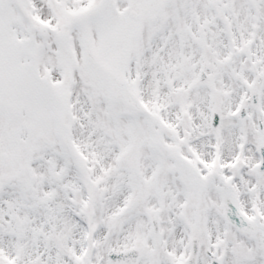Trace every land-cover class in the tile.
<instances>
[{
    "label": "snow or ice",
    "instance_id": "snow-or-ice-1",
    "mask_svg": "<svg viewBox=\"0 0 264 264\" xmlns=\"http://www.w3.org/2000/svg\"><path fill=\"white\" fill-rule=\"evenodd\" d=\"M0 264H264V0H0Z\"/></svg>",
    "mask_w": 264,
    "mask_h": 264
}]
</instances>
